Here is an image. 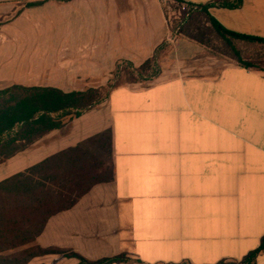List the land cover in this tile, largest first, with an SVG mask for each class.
<instances>
[{
    "label": "crops",
    "instance_id": "1",
    "mask_svg": "<svg viewBox=\"0 0 264 264\" xmlns=\"http://www.w3.org/2000/svg\"><path fill=\"white\" fill-rule=\"evenodd\" d=\"M26 1L19 7V0H0V90L104 87L118 62L138 68L169 39L158 0ZM209 13L227 30L264 38V0ZM211 51L174 39L156 79L116 88L98 107L0 165L2 182L110 133L108 154L98 147L89 152L110 161L112 180L51 217L35 242L15 251L39 246L91 261L126 254L123 264H218L239 263L260 247L264 71L229 58L216 76H197L196 62ZM27 264L78 261L45 255ZM256 264H264V248Z\"/></svg>",
    "mask_w": 264,
    "mask_h": 264
},
{
    "label": "trees",
    "instance_id": "2",
    "mask_svg": "<svg viewBox=\"0 0 264 264\" xmlns=\"http://www.w3.org/2000/svg\"><path fill=\"white\" fill-rule=\"evenodd\" d=\"M242 3L243 0H211L195 6L196 10L185 12L180 21L173 23L169 39L156 49L152 58L138 68L127 61L118 62L104 87L70 93L51 87L21 85L0 90V165L50 132L61 129L67 120L98 107L113 90L124 86L123 83H146L156 79L161 74V63L168 56L171 42L179 37L213 50V44L218 43L223 54L243 68L263 71L259 64L242 55L239 46L264 47V38L227 30L209 13L212 8L237 9ZM109 143L110 133H103L0 182V264H27L31 259L45 255L75 259L78 264L130 261L126 254L91 261L74 250L39 246L15 251L35 242L51 217L73 208L95 185L112 180L110 161L98 160L89 152L91 147H98L108 154ZM263 248L264 238L260 247L241 262L221 261L218 264H256ZM12 251L15 252L9 253Z\"/></svg>",
    "mask_w": 264,
    "mask_h": 264
},
{
    "label": "rangeland",
    "instance_id": "3",
    "mask_svg": "<svg viewBox=\"0 0 264 264\" xmlns=\"http://www.w3.org/2000/svg\"><path fill=\"white\" fill-rule=\"evenodd\" d=\"M21 5L26 6V0H19ZM202 22V20H201ZM215 49L211 51L206 57L201 59L200 61L196 62L197 70H195V74L197 76H216L222 70V68L226 65L229 61V57L225 56L224 50L222 46L218 43L213 44ZM239 49L242 51V55L245 58L252 59L254 62L259 64L261 69L264 71V47L263 46H250V45H240ZM220 52V53H219ZM163 62V61H162ZM111 79V78H110ZM126 79L123 80L125 82ZM149 82L146 83H123V85H130V84H143L147 85Z\"/></svg>",
    "mask_w": 264,
    "mask_h": 264
},
{
    "label": "built area",
    "instance_id": "4",
    "mask_svg": "<svg viewBox=\"0 0 264 264\" xmlns=\"http://www.w3.org/2000/svg\"><path fill=\"white\" fill-rule=\"evenodd\" d=\"M166 17L167 25L172 28L173 23L180 21L183 14L190 9L196 10L195 6L179 2L177 0H158Z\"/></svg>",
    "mask_w": 264,
    "mask_h": 264
}]
</instances>
